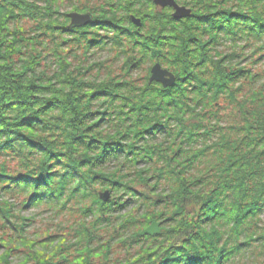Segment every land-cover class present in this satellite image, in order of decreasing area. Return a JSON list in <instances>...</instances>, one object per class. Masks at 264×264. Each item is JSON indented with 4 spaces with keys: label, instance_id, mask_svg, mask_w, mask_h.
Segmentation results:
<instances>
[{
    "label": "trees",
    "instance_id": "1",
    "mask_svg": "<svg viewBox=\"0 0 264 264\" xmlns=\"http://www.w3.org/2000/svg\"><path fill=\"white\" fill-rule=\"evenodd\" d=\"M178 2L0 0V264H264V0Z\"/></svg>",
    "mask_w": 264,
    "mask_h": 264
},
{
    "label": "water",
    "instance_id": "2",
    "mask_svg": "<svg viewBox=\"0 0 264 264\" xmlns=\"http://www.w3.org/2000/svg\"><path fill=\"white\" fill-rule=\"evenodd\" d=\"M154 2L165 8L166 6L172 7L175 11L173 12V16L175 18H183V17H188L192 13V9L186 8L184 6H180L179 3L176 0H154ZM69 16L71 17V22L69 25L71 26H81V25H87L90 20L93 18V14L91 12L89 13H81V12H76L72 11L68 13ZM132 21L135 22L137 25H141V18L135 16L134 14L132 15ZM151 78L150 81H156L162 83L164 86H169L172 85L173 83L176 82L177 77L174 75L173 72H171L168 69H165L163 65L160 64V62H157L154 64V66L151 69ZM110 196V191H104L101 192V198L108 201ZM160 222L154 221L151 225L148 227L144 228L143 231L141 232V236L143 235H161L163 230H161V227L159 226Z\"/></svg>",
    "mask_w": 264,
    "mask_h": 264
},
{
    "label": "rangeland",
    "instance_id": "3",
    "mask_svg": "<svg viewBox=\"0 0 264 264\" xmlns=\"http://www.w3.org/2000/svg\"><path fill=\"white\" fill-rule=\"evenodd\" d=\"M177 2H178V0H176ZM179 3V2H178ZM155 5H156V3H154ZM179 5L180 6H184V7H186L187 9L188 8H190L191 9V7L190 6H187V5H185V4H181V3H179ZM175 10L173 9V12H174ZM192 11H193V9H192ZM135 15V14H134ZM136 16V15H135ZM102 55H104L103 53H102ZM102 55H99L98 57H102ZM139 69V68H138ZM144 68L142 69V71L138 74V75H141L143 72H144ZM145 73H146V75H148V73H147V70L145 71ZM145 73H143V74H145ZM150 75H151V73H150ZM149 75V77L151 78V76ZM109 190V189H108ZM107 190V191H108ZM110 191V190H109ZM101 192H104V191H101ZM110 196H111V193H110ZM110 196H109V198H110ZM26 214H28V215H30V214H32L30 211L29 212H27ZM56 220V218H55V216H54V218L52 219V217H47V213H39L38 214V220L36 221V223H34L36 226H37V230L38 231H40V232H44V230H46V229H48L49 228V226H48V224H46L47 222H51L52 221V223H55L54 221ZM159 222V221H158ZM151 225V224H150ZM160 227H161V225H159ZM52 227H54V225L52 224ZM0 254H1V251H0Z\"/></svg>",
    "mask_w": 264,
    "mask_h": 264
}]
</instances>
